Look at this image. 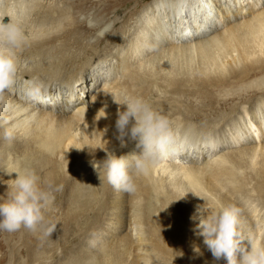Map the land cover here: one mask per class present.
Listing matches in <instances>:
<instances>
[{"label":"rangeland","instance_id":"374dc122","mask_svg":"<svg viewBox=\"0 0 264 264\" xmlns=\"http://www.w3.org/2000/svg\"><path fill=\"white\" fill-rule=\"evenodd\" d=\"M151 1L43 0L40 2L45 4L46 10L42 9L39 17L31 15L26 29L42 44L40 48L46 55L45 59L67 55V58L84 64L99 61L97 68L104 70L117 61V57L109 56L111 53L129 51L131 42L125 48L123 41L128 38L135 40L140 30L138 18L141 9ZM220 2L225 4L223 0ZM183 7L188 13L189 6ZM51 8L53 11H50ZM191 8L194 11L195 8ZM236 10H232V14H236ZM89 15L96 21L95 27H88L87 21L81 19ZM109 22L113 24L110 32L105 37L98 36L97 33ZM135 26L139 27L137 33ZM102 57L109 60H98ZM252 59L246 65H237L233 73L208 72L201 75L194 68L179 73L167 66L133 70L129 73L131 77H128L127 86H124L127 90L125 94L148 102L155 111L168 118L174 130L188 128L193 133H200L199 136L210 134L220 150L219 143L229 138L237 128H243V122L249 119L257 121L254 106L256 100L264 99V90L258 89L264 86V61L256 57ZM7 143L0 132V203L6 202L13 190L12 182L3 181V173L15 180L17 173L31 171L39 178L38 185L42 189L48 190L47 182L51 181L54 187L59 186L61 190L53 193L54 200L42 210L45 224L56 225L52 235L45 236L43 227L35 232L23 227L12 233L0 230V264H141L144 259L146 264H227L224 259H215L203 243V237L196 234L202 206L210 215L224 206L237 205L242 210L238 216L237 231L243 247L253 241L257 245L263 243L264 146L256 150L250 146L263 144L264 138L259 142L226 143L223 146L222 150L244 149L228 155L231 163L229 180L218 181L220 190L208 182V173L200 177L199 184L187 185L181 180V171H176L171 180L175 186L168 189L165 185L164 189H156V186L163 185L159 177L167 172L157 173L147 180L139 177L142 180L138 181L136 177L139 185L133 194L114 189L105 179L102 165L97 166L107 158V154L120 157L117 147L106 150L99 145L85 152L84 159L66 157L67 160L58 161L59 153L56 154L59 158L53 154L54 151L42 154L41 150L33 147L32 141L22 145L13 139ZM96 149L101 157L93 159L92 152ZM186 150L191 154L197 151L192 145ZM202 155L207 156L205 153ZM2 161H5L4 166ZM102 175L104 178H101ZM148 180L154 181L150 184ZM246 189L251 190L247 192ZM217 190L220 192L212 198L210 193ZM121 194H124L123 197ZM137 222L145 239L144 255L138 252L134 235L130 234L134 230L129 231L136 229L134 224ZM260 246L264 247L263 244Z\"/></svg>","mask_w":264,"mask_h":264},{"label":"bare ground","instance_id":"6f19581e","mask_svg":"<svg viewBox=\"0 0 264 264\" xmlns=\"http://www.w3.org/2000/svg\"><path fill=\"white\" fill-rule=\"evenodd\" d=\"M40 1L43 0H7L4 9L5 15L11 16L13 19H15L17 11L22 10L25 13L22 27L28 42L22 48L15 50L14 58L18 67L15 88L0 95V132L3 134L6 129L11 130L15 140L20 141L22 145L32 141L33 147L41 150L42 154L54 151L53 154L56 158L60 157L58 161H62L66 157L67 159L69 157L83 158L85 152L88 153L99 145L106 150L111 147L119 148L117 154L120 156L139 154V149L135 147V141H129L127 137H125V146H121L119 140L116 139L118 133L115 128L117 109L119 107L120 111H123L125 106L117 105L113 99L119 100L126 95L125 91L127 90L124 86H127L125 84L129 82L127 81L128 77H131L129 73L133 70L167 66L169 70L173 69L179 73L184 70L188 72L192 68L201 75L208 72L233 73L237 65L253 61L254 57L264 61V0H223L225 4L220 0H204V2H202L203 0H152L141 9L138 18L140 30L138 26H135L134 29L135 33L139 30L135 40L128 38L123 41L125 48L131 42L129 51L126 49L125 52L118 50L111 53L109 56L117 57V61L104 70L97 68L100 65L99 61L84 64L79 60L73 61L67 58V55L56 59H45L46 55L42 54V48H40L42 44L34 38L35 35L30 36L26 29L31 15L39 17V14L42 13L41 10H46L45 4ZM183 6H189L188 13ZM191 7L195 8L194 11ZM232 10H236L237 13L232 14ZM50 11H53V8ZM7 16L3 19L4 23L9 22L10 18ZM98 60L108 61L109 58L102 57ZM152 72L154 71L152 70ZM33 84H38L46 90L41 94V97H48V99L37 104H31L27 99L23 100L22 95L24 96L27 93L26 90ZM258 89L264 90V86ZM54 91H58L54 94L58 95L57 99L48 95V93L53 94ZM70 98L73 99L70 100ZM103 111L106 116L101 117L104 115ZM254 113L257 121L249 119L246 123L243 122V128H237L230 133L229 138L223 139L219 143L222 149L226 143L259 142L261 138H264V99L255 101ZM174 131L179 138L187 141L186 148L176 158L162 161L151 170L148 176L136 177L147 180L152 179L157 173L167 172L165 176L159 177L158 180L163 185L156 186L158 190L164 189V185L167 186V189L170 186H175L171 180L176 171H181V180L185 181L187 185L199 184L200 177L204 176V173H208V182L217 189L219 180H229L231 163L228 155L244 148L219 150L215 146V140L213 141L212 136H209L210 134L199 136L200 133H193L194 131L192 132L188 128ZM197 144L200 149L196 146ZM254 144L250 147L255 150L259 146H264V143ZM191 145L197 149L193 154L186 150ZM57 153H59V157L56 155ZM92 153L93 159L101 157L97 149ZM203 153L207 156H203ZM2 164L4 166L5 161H2ZM1 175L5 179L3 181L12 182L8 174ZM140 178L138 181L142 180ZM136 181L138 187L139 183ZM152 181L154 180H151L150 184ZM236 189L240 190L237 187ZM218 190L211 192V197H215ZM246 190L250 192L249 189ZM223 194L227 198L225 192ZM253 195L255 194L253 193ZM214 201L217 203V199ZM243 202L245 203L244 200ZM123 206L125 205L123 204ZM221 206L223 205L221 204ZM244 206L246 208V205ZM254 211L256 210L254 209ZM255 216L258 214L255 213ZM262 225L264 226V224ZM134 226L136 229L133 227L134 229L129 230H134L130 234L134 235L133 240L138 246V252L144 255L145 239L140 228L141 225L137 222ZM244 226L246 227V225ZM254 231L257 234V231ZM251 243L254 244V241ZM262 244L264 245V240L259 245ZM143 263L146 264L145 259L141 264Z\"/></svg>","mask_w":264,"mask_h":264},{"label":"clouds","instance_id":"9594fccd","mask_svg":"<svg viewBox=\"0 0 264 264\" xmlns=\"http://www.w3.org/2000/svg\"><path fill=\"white\" fill-rule=\"evenodd\" d=\"M6 5L7 0H0V95L15 88L18 71L15 50L28 42L22 27L25 13L17 11L13 19L5 15ZM5 16L10 18L8 23L3 22ZM81 19L86 20L90 28L96 26L91 15ZM112 27L111 22L105 24L97 35L105 37ZM26 95L30 100L39 101L41 86L33 84ZM113 100L117 105L125 106L123 111L119 107L117 109L116 139L122 147L125 146V137L135 141L139 154L120 157L108 154L97 166L102 165L105 179L114 189L133 194L137 190L134 177L148 176L165 159L176 158L186 148L187 141L177 136L167 117L155 111L142 98L124 95L122 99ZM103 113L101 117L106 116ZM3 139L11 142L13 132L6 129ZM38 180L34 172L26 170L22 174L17 173L16 179L12 180L13 190L9 198L0 203V230L12 233L23 227L35 232L43 227L47 237L56 230L55 224H45L42 210L54 200L53 193L61 188L54 187L49 181L48 190H44L38 185ZM199 211L202 215L196 225V234L203 237V243L215 259H224L227 264H264V247L251 242L247 247L241 246L237 231L239 208L224 206L210 215L203 206Z\"/></svg>","mask_w":264,"mask_h":264}]
</instances>
